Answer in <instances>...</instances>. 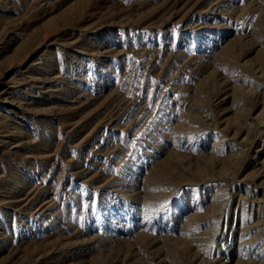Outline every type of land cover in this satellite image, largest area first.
<instances>
[{"label":"rangeland","instance_id":"obj_1","mask_svg":"<svg viewBox=\"0 0 264 264\" xmlns=\"http://www.w3.org/2000/svg\"><path fill=\"white\" fill-rule=\"evenodd\" d=\"M0 264H264V0H0Z\"/></svg>","mask_w":264,"mask_h":264}]
</instances>
